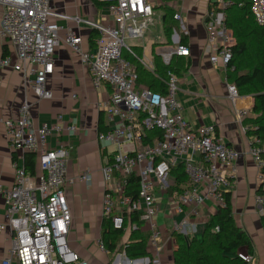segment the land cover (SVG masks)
<instances>
[{
  "label": "built area",
  "instance_id": "obj_1",
  "mask_svg": "<svg viewBox=\"0 0 264 264\" xmlns=\"http://www.w3.org/2000/svg\"><path fill=\"white\" fill-rule=\"evenodd\" d=\"M100 1L105 14L90 19L58 13L51 0H0L3 6L0 36L15 48L17 58L16 63L9 56L1 58L0 69L13 67L22 71L37 100H49L53 93L47 80L54 71L56 49L64 42L78 55L93 86L106 93V99L100 104L103 118L96 134L104 151L100 168L103 218L110 220L115 229L129 232L131 226L126 227L125 216L138 214L142 230L146 228L143 231L151 256L137 260L142 259L141 264H161V252L168 243H174V233L196 236L198 224L192 219L200 215L208 201L216 210L226 206L225 194L236 183V161L241 152L216 135L215 125L196 126L187 119L186 108L178 96L180 78L176 74L170 71L167 77L156 74L166 89L152 90L140 82L135 64L126 57H135L153 71V66L150 67L143 56H138L126 39L143 38L155 9L163 6L176 10L173 18L180 22L182 31L174 29L171 35L175 48L157 53L165 64H169L173 56H190V49L183 41L185 0ZM211 1L213 6L203 15L205 51L210 62L221 64L226 75L235 40L226 26L225 8L235 1ZM248 1L256 22L264 26V0ZM61 19L75 26L65 28L64 36L60 34L64 27L58 23ZM82 26L97 31L94 47L84 48L83 36L78 31ZM226 86L241 131L248 136L249 153L257 165L258 179L264 190V141L248 134L256 126L243 123L251 110L238 106L245 96L227 81ZM31 107L26 99L17 119L3 121L9 149L16 156L13 158L14 183L0 188L7 217V222L0 224V232L10 229L13 234L1 264H91L68 243L72 213L65 186L73 145L63 137H72L78 132V120L58 113L54 122L36 125ZM27 153L36 155L33 175L27 171ZM179 165L186 175L184 181L173 174V169ZM133 175L138 179L136 195L129 190V177ZM79 177L89 182L92 171L86 168ZM163 199L167 201L163 209L165 217L173 219L170 230L166 224L155 223L161 210L159 202ZM256 203L263 215L264 195L257 194ZM98 245L107 252L101 238ZM238 256L247 264L253 259L249 254L238 253Z\"/></svg>",
  "mask_w": 264,
  "mask_h": 264
},
{
  "label": "crops",
  "instance_id": "obj_2",
  "mask_svg": "<svg viewBox=\"0 0 264 264\" xmlns=\"http://www.w3.org/2000/svg\"><path fill=\"white\" fill-rule=\"evenodd\" d=\"M101 3L100 0H96ZM211 0H185L182 12L186 26V45L190 49L189 68L180 78L179 99L184 104L185 116L193 125L213 124L216 135L241 152L236 161L237 180L231 189L232 209L237 224L246 230L254 245L253 259L250 264H264V230L260 219V207L256 203L257 190L260 185L257 165L249 153V139L241 131L234 106L227 96L225 74L221 64H212L209 54L205 51L206 31L203 15ZM56 12L70 16L80 15L90 19L100 18L105 14L104 5H98L93 0H51ZM178 7V6H176ZM3 6L0 5V27ZM163 22V18H162ZM64 27L60 32L64 36L68 26L75 27L73 22L59 20ZM84 48H89V38L92 30L80 27ZM151 33L146 32L143 39H149L142 49V56L153 66V51L159 53L158 42H151ZM9 56L17 62L15 48L0 36V59ZM188 77H191L188 80ZM47 86L53 97L49 100H37L30 84L22 71L13 67L0 69V188L11 187L15 180L13 158L16 156L9 149L4 120L17 119L20 107L27 99L31 103V114L36 125L52 123L58 113H64L66 118L78 120L79 130L70 137L64 136V141L72 143L65 186L67 199L72 213V222L68 234L70 247L78 252L91 264H141L142 259L131 260L124 252L114 256L99 248L101 224L103 221V174L100 170L104 163V151L96 139L99 122L103 118L100 104L106 99L102 89H96L87 69L80 63L78 55L67 44L62 42L54 54V71L47 80ZM239 107L251 109L254 100L251 95H244ZM203 105V107H202ZM198 110L196 112L195 108ZM51 141H54L51 138ZM89 168L92 179L87 182L80 179V174ZM165 208V207H164ZM216 208L208 201L201 208L198 216L206 217L216 213ZM164 224L170 230L173 219L165 217ZM196 217V218H198ZM194 219L192 221L194 222ZM198 224L197 237H200L205 223ZM6 208L4 196L0 193V224L6 223ZM146 229L145 227H143ZM143 229V230H144ZM145 234V231H143ZM12 231L6 229L0 232V264L7 256L11 246ZM129 232L124 235L128 241ZM168 245V244H167ZM166 245V247H167ZM169 256H161V264H172L175 244L172 243ZM118 255L120 256L118 258ZM145 257L144 260H146Z\"/></svg>",
  "mask_w": 264,
  "mask_h": 264
},
{
  "label": "trees",
  "instance_id": "obj_3",
  "mask_svg": "<svg viewBox=\"0 0 264 264\" xmlns=\"http://www.w3.org/2000/svg\"><path fill=\"white\" fill-rule=\"evenodd\" d=\"M93 1L102 5L96 0ZM234 1V5L225 8L226 26L235 40L232 46L233 57L226 71L225 79L229 84L236 86L240 95L253 97L254 103L250 110V116L246 117L243 123L251 127L256 126L257 128L250 130L248 134L258 136L264 141V26L256 22L248 0ZM239 3L242 5L240 6ZM212 6L213 2L210 1L208 7ZM161 9L164 12V29L169 30L172 25H177V21L173 18L176 10L169 6H163ZM97 37V31L92 30L89 47L95 46ZM183 41L186 43V35ZM157 45L159 44L157 43L153 47L155 48ZM133 49L138 56H142L140 47H133ZM126 57L135 64L140 82L157 91H165L166 86L156 74L167 77V73L170 71L181 77L189 68V61L184 56H173L171 62L165 64L161 56L153 51V71L143 66L135 57L130 55ZM25 162L29 174H35L36 155L27 153ZM173 174L177 176L178 180L186 179L182 165L174 168ZM129 190L132 194H137L138 179L135 175L129 177ZM257 194L264 195L262 185L259 186ZM225 198L226 206L220 207L215 214L209 217L200 237L174 233L173 244L176 249L172 264H247L238 256V253L245 250L247 254L253 256V241L249 233L235 220L231 190L225 194ZM125 217L126 227L131 226L127 242L123 240L126 231L115 229L110 220L103 219L101 239L107 252L112 256L124 252L131 260L151 256L148 238L143 233L138 214L129 213ZM260 219L264 230V214L260 216ZM133 225L135 228H132Z\"/></svg>",
  "mask_w": 264,
  "mask_h": 264
},
{
  "label": "rangeland",
  "instance_id": "obj_4",
  "mask_svg": "<svg viewBox=\"0 0 264 264\" xmlns=\"http://www.w3.org/2000/svg\"><path fill=\"white\" fill-rule=\"evenodd\" d=\"M162 15H164V12L162 11L161 8H156L154 11V15L152 17V22L149 25L148 28V32L151 33L150 38H151V42H158L159 45V50H170L172 48H175V43L172 41L171 35L174 31V29L176 31L180 30L182 31V29L180 28V22L177 21V25H172L170 27V29H164V25L162 22ZM168 22V19H167ZM138 23H141V20L138 21ZM167 31V33H166ZM127 38V37H126ZM149 41V39H143V38H127L126 39V43L129 46L132 47H144V45H147L146 43ZM157 44V43H156ZM149 66L151 67L152 64L148 63ZM191 77H188V80H190ZM203 107V105H202ZM196 112H197V108L194 107ZM161 210L160 212H158L156 218H155V223L159 226L164 225L165 219H164V207L167 204V201L165 199L161 200L159 202ZM171 205H174V202L170 203ZM206 221V217H198L194 219L195 223H201ZM172 243H168L167 247H165V249L161 252V256L162 257H166L169 256V254H171L172 251ZM239 253L242 254H247V252L245 250H241Z\"/></svg>",
  "mask_w": 264,
  "mask_h": 264
},
{
  "label": "water",
  "instance_id": "obj_5",
  "mask_svg": "<svg viewBox=\"0 0 264 264\" xmlns=\"http://www.w3.org/2000/svg\"><path fill=\"white\" fill-rule=\"evenodd\" d=\"M120 256L118 255V258H119Z\"/></svg>",
  "mask_w": 264,
  "mask_h": 264
}]
</instances>
